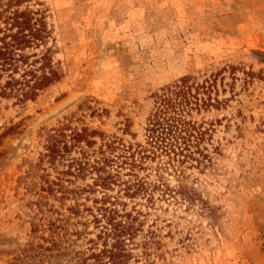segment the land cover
I'll list each match as a JSON object with an SVG mask.
<instances>
[{"label": "rangeland", "instance_id": "obj_1", "mask_svg": "<svg viewBox=\"0 0 264 264\" xmlns=\"http://www.w3.org/2000/svg\"><path fill=\"white\" fill-rule=\"evenodd\" d=\"M15 7L34 13L39 37L0 67V85L17 79L16 92L0 94V264H92L87 208L100 193L82 192L75 216L73 198L45 196L42 176H54L41 158L46 140L85 128L88 151L100 139L141 145L155 97L181 78L210 100L185 115L201 133L191 159L136 168L162 184L149 202L121 186L108 191L118 209L137 210L125 264H264V0H0V39L14 31L4 19ZM41 54L52 80L19 97L27 72L41 76ZM56 218L64 229L44 250Z\"/></svg>", "mask_w": 264, "mask_h": 264}, {"label": "trees", "instance_id": "obj_2", "mask_svg": "<svg viewBox=\"0 0 264 264\" xmlns=\"http://www.w3.org/2000/svg\"><path fill=\"white\" fill-rule=\"evenodd\" d=\"M33 15L29 10H19L15 7L4 19L14 31L6 29V35L0 39L1 68L13 62L15 56L19 61L22 56L14 54L15 51H20L25 44H31L38 39V20L33 18ZM33 57V63L39 62L41 76H36L34 70L27 72L31 84L24 79L23 85L27 90L22 92L20 89L19 97L34 95L35 91L52 80L51 68L47 66L43 54ZM45 68L47 71L43 72ZM16 80L8 77L3 85H0V94H5L6 91L16 92ZM195 87L197 90L198 86ZM200 88L207 90L203 86ZM190 90L187 79L181 78L155 97L154 108L146 118L144 143L141 145H124L118 141L100 139L96 149L88 151L93 146V132L85 128L69 130L68 134L64 133L65 129L59 128L48 136L41 158L51 166L54 176L52 179H49L47 174L42 176L41 192L58 202H63L68 197L73 198L71 206L67 208L72 216L78 213L77 197L82 192L97 190L100 193L99 198L92 199L93 207L87 208L91 217L89 222L97 229V233L90 241L84 261H91L92 264H125L128 259L127 246L132 245L140 225L134 215L137 214L136 209L133 212L124 208L118 209V206L124 207V204L117 198H109L108 191L114 185L121 186L120 191L127 197L141 193V197L145 198L144 202H149L152 192L162 187V184L159 180L157 183L148 182L147 175L138 177L136 168L139 169L141 164L143 169L146 160H156L155 171H162L180 167L191 159V149L196 148L201 133H198L193 123L185 119V115L192 109L205 107L210 100L207 98L201 101L197 95L191 94ZM71 149L77 151L76 156L68 157ZM92 154H95V157L91 159ZM58 166L61 168H57ZM122 170L128 173L127 178L122 177L125 175L121 174ZM86 176H90V184L82 188L68 187L75 179ZM55 221L56 223H48L47 241L50 246L43 248L44 250L57 246L54 234L64 229L60 218Z\"/></svg>", "mask_w": 264, "mask_h": 264}]
</instances>
